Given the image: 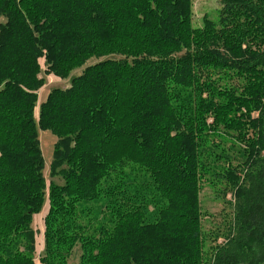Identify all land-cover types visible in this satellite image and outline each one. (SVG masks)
Returning <instances> with one entry per match:
<instances>
[{
	"label": "trees",
	"instance_id": "1",
	"mask_svg": "<svg viewBox=\"0 0 264 264\" xmlns=\"http://www.w3.org/2000/svg\"><path fill=\"white\" fill-rule=\"evenodd\" d=\"M220 4L196 30L191 0H0V264H37L45 206L40 264H264V0Z\"/></svg>",
	"mask_w": 264,
	"mask_h": 264
},
{
	"label": "rangeland",
	"instance_id": "2",
	"mask_svg": "<svg viewBox=\"0 0 264 264\" xmlns=\"http://www.w3.org/2000/svg\"><path fill=\"white\" fill-rule=\"evenodd\" d=\"M221 9L220 0H191V13H192V22L193 27L202 28L204 26L205 20L212 21L213 23H217L219 20V12ZM5 20L3 19L2 22ZM42 65H44L43 61H41ZM98 60L92 59L90 62L88 61L85 66L74 70L71 72L70 76L66 79H61L55 75L45 76V84L38 92V105L36 109V117L39 115V106L44 103L50 93V91L54 89H67L70 87L71 79L81 75L83 70L90 65L97 63ZM43 69V68H42ZM40 146L42 149V156L45 164V177L47 179V183L50 181V172L49 166L52 162L53 152H54V142L56 141V137L49 131H38ZM216 192L212 191L208 186L202 187L201 190V202H202V211L207 215L204 218L203 222V233L204 234V246L207 252V256L211 255L213 252L214 241L216 237L220 233L216 228V223L225 222L229 217H224L226 205L223 203V200L215 199ZM231 194L228 196L230 199ZM228 207V206H227ZM46 206L42 210V213H39L33 217L32 227L36 231V263H39V256L43 252L44 246V218L46 215ZM223 225V224H221ZM224 225H227L224 223ZM222 242V239L218 241ZM77 252V251H76ZM74 253L73 262L78 263L79 252Z\"/></svg>",
	"mask_w": 264,
	"mask_h": 264
},
{
	"label": "crops",
	"instance_id": "3",
	"mask_svg": "<svg viewBox=\"0 0 264 264\" xmlns=\"http://www.w3.org/2000/svg\"><path fill=\"white\" fill-rule=\"evenodd\" d=\"M45 132H47V131H45ZM56 141H57V139H56ZM56 141L54 142V145H55Z\"/></svg>",
	"mask_w": 264,
	"mask_h": 264
}]
</instances>
